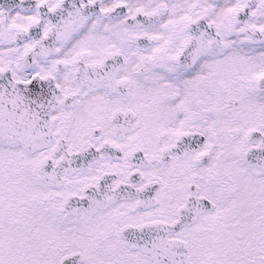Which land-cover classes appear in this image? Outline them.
<instances>
[{"label":"snow or ice","instance_id":"6c2138e0","mask_svg":"<svg viewBox=\"0 0 264 264\" xmlns=\"http://www.w3.org/2000/svg\"><path fill=\"white\" fill-rule=\"evenodd\" d=\"M0 264H264V0H0Z\"/></svg>","mask_w":264,"mask_h":264}]
</instances>
